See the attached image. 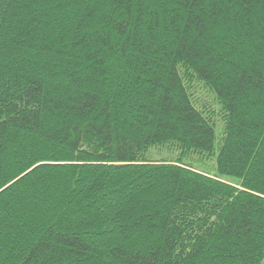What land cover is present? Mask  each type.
<instances>
[{
	"label": "trees",
	"instance_id": "1",
	"mask_svg": "<svg viewBox=\"0 0 264 264\" xmlns=\"http://www.w3.org/2000/svg\"><path fill=\"white\" fill-rule=\"evenodd\" d=\"M0 264H264V0H0Z\"/></svg>",
	"mask_w": 264,
	"mask_h": 264
},
{
	"label": "rangeland",
	"instance_id": "2",
	"mask_svg": "<svg viewBox=\"0 0 264 264\" xmlns=\"http://www.w3.org/2000/svg\"><path fill=\"white\" fill-rule=\"evenodd\" d=\"M215 121L217 123V124H215V134H216V139H218L220 136V133H221L220 117L216 116Z\"/></svg>",
	"mask_w": 264,
	"mask_h": 264
}]
</instances>
